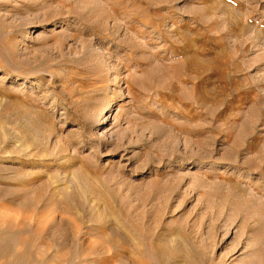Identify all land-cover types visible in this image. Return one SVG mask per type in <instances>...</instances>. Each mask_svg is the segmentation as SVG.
<instances>
[{
	"label": "rangeland",
	"instance_id": "374dc122",
	"mask_svg": "<svg viewBox=\"0 0 264 264\" xmlns=\"http://www.w3.org/2000/svg\"><path fill=\"white\" fill-rule=\"evenodd\" d=\"M63 1L0 0V264H264V0Z\"/></svg>",
	"mask_w": 264,
	"mask_h": 264
},
{
	"label": "bare ground",
	"instance_id": "6f19581e",
	"mask_svg": "<svg viewBox=\"0 0 264 264\" xmlns=\"http://www.w3.org/2000/svg\"><path fill=\"white\" fill-rule=\"evenodd\" d=\"M104 1H105V0H104ZM104 1H102V2H104ZM108 1H109V0H108ZM76 2H77V0H64V1H63L64 5H67V4H69V3H70V4H73V5H76ZM102 2H101V0H100V2H98V3H102ZM90 4H91V3H90ZM112 4H113V3H112ZM96 5H98V4L96 3ZM103 5H104V4H103ZM103 5H102V7H103ZM114 5H116V4H113V6H114ZM83 6H84V5H83ZM91 6H92V4H91ZM100 6H101V5H100ZM111 6H112V5H111ZM111 6H110V7H111ZM113 6H112V7H113ZM85 7H86V6H85ZM88 7H89V5H88L87 8H86L87 11H84V12H82V13L79 12V13H80V15L82 14V16H84L83 18L86 17V19L89 20V23H90V21L93 19V18H92L93 15H92V17H91V13H90V12H92V11H91V9H88ZM110 7H109V8H110ZM83 8H84V7H83ZM83 8H82V10L85 9V8H84V9H83ZM91 8H92V7H91ZM116 8H117V7H116ZM116 8H115V9H116ZM110 9H112V10L114 11L113 8H110ZM121 9H122V8H121ZM82 10H81V11H82ZM92 10H93V9H92ZM94 10H95V9H94ZM94 10H93V11H94ZM89 11H90V12H89ZM104 11H105V10H104ZM106 11H108V10H106ZM96 12H98V11H96ZM99 12H100V11H99ZM108 12H109V11H108ZM118 12H119V8H118ZM122 12H123V11H122ZM92 13H93V12H92ZM116 13H117V10L115 11V14H116ZM93 14H94V13H93ZM98 15H100V14H99V13L97 14V16H96L97 18H98ZM112 15H113V14H112ZM116 15H117V14H116ZM116 15H113V16H116ZM119 15H120V14H119ZM126 16H127V15H126ZM126 16H125V17H126ZM90 17H91L92 19H91ZM94 17H95V15H94ZM96 17H95V19H96ZM100 17H102V16H99V18H100ZM103 17H105L104 19H108V18L110 19L111 15L105 13V15H104ZM103 17H102V19H103ZM117 17H118V16H117ZM87 20H86V21H87ZM100 20H101V18H100ZM105 21H106V20H105ZM93 22H95V21H93ZM93 22H91V23H93ZM97 23H98V21H97ZM119 24H120V23H117V22H116L115 25H116V26L118 25V28H119ZM121 24H122V23H121ZM95 26H97V25H95ZM93 27H94V26H93ZM121 27H122V25H121Z\"/></svg>",
	"mask_w": 264,
	"mask_h": 264
}]
</instances>
